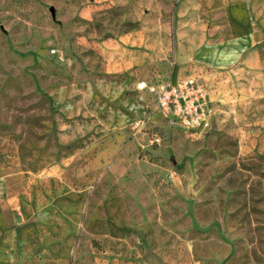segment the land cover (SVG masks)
<instances>
[{
	"label": "rangeland",
	"instance_id": "1",
	"mask_svg": "<svg viewBox=\"0 0 264 264\" xmlns=\"http://www.w3.org/2000/svg\"><path fill=\"white\" fill-rule=\"evenodd\" d=\"M247 7L245 41L224 0H0V210L18 220L0 264H264V0ZM188 77L211 95L199 135L140 89Z\"/></svg>",
	"mask_w": 264,
	"mask_h": 264
},
{
	"label": "built area",
	"instance_id": "2",
	"mask_svg": "<svg viewBox=\"0 0 264 264\" xmlns=\"http://www.w3.org/2000/svg\"><path fill=\"white\" fill-rule=\"evenodd\" d=\"M140 89L147 90L155 98L163 117L191 135H199L209 127L212 117L211 95L207 86L198 78L188 77L176 83H143ZM141 124L138 121L135 127L139 128ZM155 141L161 143L158 137Z\"/></svg>",
	"mask_w": 264,
	"mask_h": 264
},
{
	"label": "crops",
	"instance_id": "3",
	"mask_svg": "<svg viewBox=\"0 0 264 264\" xmlns=\"http://www.w3.org/2000/svg\"><path fill=\"white\" fill-rule=\"evenodd\" d=\"M225 1V9L229 13L230 18H232V22L234 23V27L236 29V39L241 40L245 39V41H248L250 38H247L245 35V18H249L248 16V0H224ZM252 41L255 42L257 38L255 36L251 37ZM177 82V81H176ZM172 82V83H176ZM29 199V198H28ZM39 199V198H38ZM36 197L32 196L29 199L30 206L28 207L27 211H25V216H32L33 218L36 217V214L40 211H45L47 205H45L46 199L42 198V201L40 199L38 200ZM38 202H37V201ZM39 204L38 206H35ZM0 210V236L4 233L5 230L9 227V225L13 223H18L17 217L12 216V218L9 216L11 215V207L9 209ZM19 219V218H18ZM31 220V219H30ZM29 227H33L32 225ZM38 227V226H37ZM43 229H47L44 227V224L42 226ZM34 229V228H33ZM36 239V238H33ZM37 240V239H36Z\"/></svg>",
	"mask_w": 264,
	"mask_h": 264
},
{
	"label": "water",
	"instance_id": "4",
	"mask_svg": "<svg viewBox=\"0 0 264 264\" xmlns=\"http://www.w3.org/2000/svg\"><path fill=\"white\" fill-rule=\"evenodd\" d=\"M51 11H52L53 17L55 18V11H54V9H52Z\"/></svg>",
	"mask_w": 264,
	"mask_h": 264
}]
</instances>
